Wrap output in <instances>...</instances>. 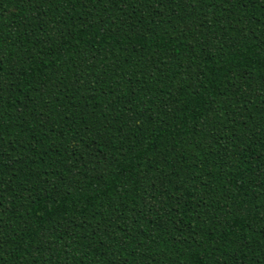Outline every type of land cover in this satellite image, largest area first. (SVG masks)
<instances>
[{
  "label": "trees",
  "instance_id": "trees-1",
  "mask_svg": "<svg viewBox=\"0 0 264 264\" xmlns=\"http://www.w3.org/2000/svg\"><path fill=\"white\" fill-rule=\"evenodd\" d=\"M0 264H264V0H0Z\"/></svg>",
  "mask_w": 264,
  "mask_h": 264
}]
</instances>
